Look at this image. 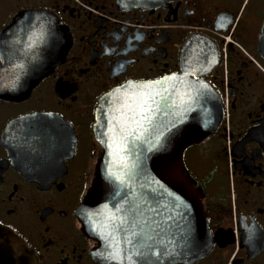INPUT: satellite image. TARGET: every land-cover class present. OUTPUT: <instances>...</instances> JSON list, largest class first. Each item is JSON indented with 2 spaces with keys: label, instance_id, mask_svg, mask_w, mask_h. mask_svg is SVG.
I'll return each instance as SVG.
<instances>
[{
  "label": "flooded vegetation",
  "instance_id": "obj_1",
  "mask_svg": "<svg viewBox=\"0 0 264 264\" xmlns=\"http://www.w3.org/2000/svg\"><path fill=\"white\" fill-rule=\"evenodd\" d=\"M31 9L49 12L63 26L57 42L65 52L26 96H0V225L25 242L38 264H107L77 215L99 152L92 132L98 101L127 82H154L185 69L214 89L224 116L183 155L210 248L174 264H264V56L258 47L264 0H166L156 7L0 0V53L21 51L30 24L18 15ZM34 114L75 135L74 152L44 188L18 168L4 144L10 126ZM54 138L42 136L41 145L54 147Z\"/></svg>",
  "mask_w": 264,
  "mask_h": 264
},
{
  "label": "water",
  "instance_id": "obj_2",
  "mask_svg": "<svg viewBox=\"0 0 264 264\" xmlns=\"http://www.w3.org/2000/svg\"><path fill=\"white\" fill-rule=\"evenodd\" d=\"M165 1L118 0L122 7H156ZM18 20L32 27L17 46L21 51L0 53V96L10 99L26 96L65 52L57 42L64 39V28L52 14L31 9ZM258 47L264 56V25ZM223 116L214 89L190 79L185 69L154 82H127L99 99L92 132L100 149L77 215L96 242L100 261L174 264L209 250L199 194L183 155L212 134ZM48 134L55 137L54 147L41 145ZM4 144L18 168L44 188L74 152L75 135L70 126L34 114L12 124ZM0 264H38L25 242L2 225Z\"/></svg>",
  "mask_w": 264,
  "mask_h": 264
},
{
  "label": "snow or ice",
  "instance_id": "obj_3",
  "mask_svg": "<svg viewBox=\"0 0 264 264\" xmlns=\"http://www.w3.org/2000/svg\"><path fill=\"white\" fill-rule=\"evenodd\" d=\"M37 20H39V17L36 18ZM43 26V22H41V27ZM29 27H32V25H29ZM20 31H23V29L21 28ZM28 47H31V45H28ZM180 131V129H177V133Z\"/></svg>",
  "mask_w": 264,
  "mask_h": 264
}]
</instances>
